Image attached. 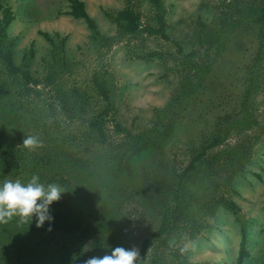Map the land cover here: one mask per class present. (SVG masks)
I'll return each mask as SVG.
<instances>
[{"label": "rangeland", "instance_id": "rangeland-1", "mask_svg": "<svg viewBox=\"0 0 264 264\" xmlns=\"http://www.w3.org/2000/svg\"><path fill=\"white\" fill-rule=\"evenodd\" d=\"M0 1L15 16L0 51L9 50L37 82L26 97L34 110L58 123L56 139L29 120L12 125L14 150L48 157L52 165L38 167L40 182L66 191L50 206L51 231L47 223L36 227L28 246H13L4 226L0 264H84L116 247L136 248L140 257L142 243L159 228L168 193L219 117L223 142L180 180L186 209L139 264H237L241 230L248 250L242 264H264V49L253 72L257 46L243 31L264 0H80L97 35L65 14L68 0ZM125 7L140 18L136 35L120 33L110 18ZM158 16L168 39L143 31L157 27ZM244 66L252 73L239 70ZM94 73H108L114 105L104 139L90 127L104 106L91 87ZM204 81L212 83L210 93L202 94ZM63 101L80 114L66 112ZM162 124V134L149 135ZM61 135L72 142L57 140ZM25 136L41 146L23 147ZM147 137L151 146H140Z\"/></svg>", "mask_w": 264, "mask_h": 264}, {"label": "trees", "instance_id": "trees-1", "mask_svg": "<svg viewBox=\"0 0 264 264\" xmlns=\"http://www.w3.org/2000/svg\"><path fill=\"white\" fill-rule=\"evenodd\" d=\"M69 6L65 14L69 15L73 19L83 20L88 29L97 35L96 24L94 20L88 15L84 4L80 0H68ZM14 12L9 6H5L0 1V40L6 39V29L14 21ZM113 23L116 25L118 31L125 35H136L142 31L140 18L138 14L131 8L125 7L113 15L110 16ZM157 27L143 29L149 35H159L163 39H168L165 34V23L162 16L157 17ZM243 31L249 32L254 35L252 42L257 46V56L253 60L252 71L256 67L257 62L261 57V51L264 49V9H262L258 16H256L251 23H247L243 27ZM45 38L49 36L42 33ZM239 35H234L232 41L238 42ZM189 59L190 55L184 56ZM221 57L219 58V60ZM0 178L6 180L8 177L11 179H17L19 175L23 176L24 180H29L33 175L39 177V168L42 170H47L52 165V161L48 157H41L34 159L31 156L17 154V150H14L15 139L9 135L10 127L12 125H18L17 123L22 120H29L28 124L32 125L34 128L38 127L39 130L45 131V134L52 139H56L58 136V123L56 119L53 121L52 117L47 111H36L31 102H29L26 97L32 92L29 85L33 83L37 84L32 78V75L27 69H22L14 63L13 55L9 50L0 51ZM197 73H200L199 69L196 67ZM229 69H227L228 71ZM240 71H249V66H244ZM224 71V73H227ZM212 73V72H210ZM231 73V72H230ZM108 73H94L91 78V87L95 95L104 103L101 110L96 113L93 120L90 122V127L93 129L97 136L104 139V121L110 114H114V105L111 101L110 90L108 87ZM205 85L202 89V94L205 92L210 93L213 89L212 83L204 81ZM208 85V86H207ZM202 86V85H201ZM201 91V88H199ZM195 92L192 96H194ZM196 97H190L188 100H193ZM64 102V101H63ZM63 108L66 112L72 116H78L80 114V109L76 104H69L67 102L63 103ZM214 111L220 113L222 108L220 105H215ZM53 113V111H51ZM171 115V114H170ZM114 127L117 129L119 126L116 122H113ZM40 126V127H39ZM164 124L160 125L158 128H153L149 131V135L153 137L162 134V128ZM90 130V129H89ZM226 131L222 124V118H216L214 123L210 125L208 131L203 135V140L200 141L199 147L193 160L190 162L188 167L185 169L184 173L178 176V184L175 188L170 191L171 193L167 195V199L162 207V213L160 216V225L157 231H155L148 239H146L141 245L140 260L145 255L146 250L150 246L151 242L157 240L159 237L163 236L168 230L173 227L176 222L183 215L184 209L187 206V197L182 194V189L184 186L179 185L180 180L184 178L189 172L194 171L197 164L202 162L207 153L217 146H219L224 138ZM70 136L61 135L57 140L62 143L72 142ZM149 140H140L139 145H150ZM35 164L37 167H35ZM22 167L21 172L18 173V169ZM37 168V169H36ZM11 171V173H10ZM41 171V170H40ZM12 172H15L12 174ZM43 172V171H41ZM43 176V174H42ZM3 180V181H4ZM175 180L173 179V182ZM46 185V184H45ZM179 187V188H178ZM226 208L234 212L235 206L232 203L224 205ZM8 227L11 229L9 242L13 246L23 247L28 246L30 241L36 236L35 230L36 226L30 220L24 223L18 222V218H13L8 223H2L0 225V231ZM248 250L246 249V236L244 230H241V236L238 247L237 264H242L244 258L247 256ZM80 256V255H79Z\"/></svg>", "mask_w": 264, "mask_h": 264}, {"label": "clouds", "instance_id": "clouds-1", "mask_svg": "<svg viewBox=\"0 0 264 264\" xmlns=\"http://www.w3.org/2000/svg\"><path fill=\"white\" fill-rule=\"evenodd\" d=\"M22 146L30 151L35 150L41 146V141L35 136H25ZM65 192L54 183L45 186L37 175L27 182L19 178L6 179L0 182V223L6 224L13 218H18L20 223L32 222L35 218L38 229L47 223L51 231L54 217L50 206L58 202ZM84 264H139V251L136 248L116 247L103 257L88 258Z\"/></svg>", "mask_w": 264, "mask_h": 264}]
</instances>
